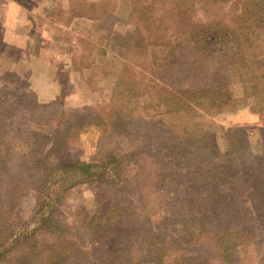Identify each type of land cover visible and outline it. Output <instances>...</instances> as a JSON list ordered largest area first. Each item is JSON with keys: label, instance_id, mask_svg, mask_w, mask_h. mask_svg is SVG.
Wrapping results in <instances>:
<instances>
[{"label": "trees", "instance_id": "trees-1", "mask_svg": "<svg viewBox=\"0 0 264 264\" xmlns=\"http://www.w3.org/2000/svg\"><path fill=\"white\" fill-rule=\"evenodd\" d=\"M70 1L67 18L55 16L66 27L77 18L102 20L104 14L107 16L102 10L114 8L115 13L117 9L113 0ZM127 3L136 30L133 39L123 40V48L134 53L136 60L122 66L109 103L82 109L86 113L81 115L77 109L58 111V106L62 108L58 101L39 102L33 91L12 103L8 99L10 91L0 88V186H8L11 202L15 195L28 192L34 184L41 216L38 227L31 233L6 234L4 231L10 227L0 223V264H237L235 257L257 238L254 219L256 222L262 219L257 207L264 205V149L261 157L253 155L241 129L233 130L228 140L231 151L228 155L237 154L242 162L239 174L221 172L212 166V161L221 156L216 155L215 147L198 129L185 128L178 133L183 137L175 138L180 142L175 147V166L173 162L160 161L159 157L174 147L163 145L159 156L154 155L152 164L159 167L155 190L164 198L176 200L163 217V227L155 232L150 228L134 231L130 227L136 217L135 208L123 195L131 183L142 185L140 180H146L142 167L132 178L125 174L122 161L135 154H126L125 158L121 155L118 161L117 155L111 153L88 163H67L63 159L62 155L72 148L75 132L83 127L108 126L113 133L128 139L143 135L146 130L143 126L135 127L132 117L150 88L156 89L167 115L181 112L188 115L195 108L211 115L220 112L223 102H232L230 88L224 97L228 85L215 87L206 83L208 78L201 77L202 68L208 65L201 60L213 55L225 59L229 52L228 63L239 65L249 43L246 29L236 32L228 29L224 20L196 18L197 8L205 12L228 6L235 23L245 26L249 21L259 20L264 24V0H127ZM117 21L115 18L114 22ZM178 39L191 45V62L155 70L141 61L151 47L168 46ZM211 39L217 40L219 49H212ZM231 52L233 57L229 58ZM256 65L260 73H256L245 92L258 100L259 114L264 117V59H257ZM74 66L81 71L75 61ZM211 91L214 96L209 97ZM19 113L29 118L27 123L16 125L13 118ZM27 126H31L29 134L25 133L31 143L17 139ZM43 128H52L54 137L44 134ZM233 138L238 142L234 143ZM16 148L27 150L17 155ZM86 181L105 185L111 193L98 195L92 209L84 210L77 227L56 220L54 208L62 193ZM143 185L147 186L146 182ZM242 191L247 202L253 204V213L242 209ZM157 213L152 212L143 221L150 227V217Z\"/></svg>", "mask_w": 264, "mask_h": 264}, {"label": "rangeland", "instance_id": "rangeland-1", "mask_svg": "<svg viewBox=\"0 0 264 264\" xmlns=\"http://www.w3.org/2000/svg\"><path fill=\"white\" fill-rule=\"evenodd\" d=\"M3 1L9 2L15 0ZM16 1L30 9L34 7L36 0ZM88 1L98 2L100 0ZM113 1L117 8L115 13H112V9L114 8L102 10L107 13V16L104 14L102 20H93L94 24H87L86 30L88 32L85 30L84 32L90 34L92 38H79V41H76V36L59 28H55L54 32L50 35L52 39L49 37L47 39L44 36L42 55L48 57L47 51H53L61 55L59 57L65 60H55L56 66L62 65L64 61L69 59L73 66L72 68L81 80L80 82L86 86V91L89 94H93L97 99L101 95L98 102L86 106H74L73 102H77L76 99L67 100L66 97H60L52 101L61 103L62 108L58 106V111L77 109L80 110V114H85L86 112L82 109L109 103L116 88L118 75L123 68L122 66L125 63L135 62L136 57L134 53L123 48V40L133 39L136 30V26L132 22L133 19H130V5L127 3V0ZM50 2L53 1L50 0ZM54 2V6L52 8L49 7L48 14H51L54 18L56 14H61L63 19L67 18V11L70 9L71 1L54 0ZM197 10L195 14L196 18L199 17L203 20H224L226 27L236 32L246 29L249 43L243 53L244 58L239 65L228 63L227 57L229 52L226 53L227 57L225 59H222L219 55H213L205 59V61L204 59L201 60L202 63L208 64L202 68L203 74L201 77L205 76V78H208V81L205 82L213 84L215 87H218L220 84L228 85V87L224 88V97L227 96V89L230 88L232 102H223V106L219 108L220 112H217L219 111L217 110L211 115H207L198 108H195L188 115L184 112L167 115L165 113L166 106L159 102L156 89L150 88L140 99L139 107L135 109L136 111L132 117V123L135 127L143 126V129L146 130L143 135L139 136L137 134V136L128 139L113 133L107 125V127H83L82 130L75 132L72 148L62 155L67 163H88L92 159L102 160L110 153L117 155V161L121 155L124 158L126 154L136 155L130 158L126 157L122 161V165L126 167L125 174L132 178L136 175L137 170L142 167L146 179L140 180L142 185H138L140 184L138 182L131 183L127 188V193L123 195V198L127 199L128 204H131L135 208L136 217L130 225L134 231L142 228L147 230L152 229L154 232L157 231L163 227V217L167 216L168 209L174 207L176 201L174 197H165V199L161 193L155 190L156 186L154 183L157 175L155 173L159 167H155L152 164V159H154V155L159 156L163 145L174 147L170 152L163 151L159 157L160 161L173 162V166H175L177 164L175 147H179L178 145L180 144L175 138L177 135H180L182 138L183 135L178 133L185 128H189L190 130L198 129L206 136L210 146L215 147L216 155L218 157L221 156L212 161V166L220 168L221 172L239 174L242 168V162L237 154L228 155L231 153L228 140L233 130L241 129L245 132L250 151L253 155L261 157L264 149V117L259 114L258 100L248 96L245 92V88L253 83L256 73H260V71L257 72L256 60L264 59V24H260L259 20L254 22L249 21L245 26L235 23L228 6L223 7L220 11L210 9L204 12L199 8ZM115 18L118 19L117 22H114ZM56 23L58 22L56 21ZM36 29V35H39L38 40H41L40 34L46 28L41 24ZM1 40L2 27L0 26V88L8 89L10 91L8 99L12 103H15L21 95L29 91L32 92L29 86L30 72L24 69L19 74L14 75V73L12 74L8 71V69L14 67L10 59L16 58V55L19 53L14 50L5 49ZM210 46H212V49L220 48L217 46V40L214 39H211ZM191 49L192 47L187 41L178 39L168 46L151 47L146 59L141 61L148 63L155 70H168L184 62H191ZM230 57H233V52H231ZM224 60L226 61L225 65L222 64ZM74 61L82 72L75 68ZM23 67L21 68L23 69ZM27 68L30 70L34 69V64L27 65ZM149 79L152 78L149 77ZM212 96L214 94L211 91L209 97ZM39 102L41 101L39 100ZM53 112L56 113V109ZM162 112L163 114H161ZM13 120L16 122V125H21L22 122L27 123L29 118H25L24 113H19ZM7 124L10 127L9 121ZM28 127H25L24 133L17 137L18 140H22L24 143L32 142L28 135H26L30 131ZM42 130L44 134L50 135L52 138L54 137L52 128H43ZM236 141L237 139L233 138V142L236 143ZM24 150L27 149L21 150L16 148L15 151L17 155H23ZM119 169L123 170V167L119 166ZM145 182L147 186L143 185ZM8 193V186L6 185L5 188L1 185L0 223H7L10 227L4 233H31L34 228L38 227L41 219L36 187L32 184L28 192L20 196L15 195L11 202L8 201ZM110 193L111 189L105 185L87 181L79 184L62 193V197L55 204V219L64 222L65 225L77 227L85 214L84 210L89 211L92 209L96 197L100 194ZM242 193L244 195L240 196L242 209H247L249 213H253V204L247 202L246 193L243 191ZM43 202L44 200H42L41 205ZM177 206L180 207L181 205ZM257 208L260 217H262L261 222L260 220L256 222L254 219L257 238L255 242L252 241V244L248 242L241 251V254L235 257L237 264H264V205H258ZM152 212L158 213L150 217L151 225L149 227L143 220L151 215ZM188 218H191V216ZM218 264L221 263L218 262Z\"/></svg>", "mask_w": 264, "mask_h": 264}, {"label": "crops", "instance_id": "crops-1", "mask_svg": "<svg viewBox=\"0 0 264 264\" xmlns=\"http://www.w3.org/2000/svg\"><path fill=\"white\" fill-rule=\"evenodd\" d=\"M52 1L36 0L34 7L29 9L16 0L9 2L0 0L2 44L5 49L14 50L19 53L16 55V58L10 59L14 67L8 69V71L17 75L20 71L27 69L31 77L29 80L30 89L43 103H49L60 97H66L67 100H77V102H73L74 106L92 105L98 102L101 95L97 99L93 94H89L86 91V86L80 82L81 80L72 68L73 66L69 59L64 61L62 65L56 66L55 60H65L59 57L61 55L53 51H47L48 57L43 56L42 41L44 36L47 39L48 37L52 39L50 35L54 32L55 28L73 34L76 36V41H79V38H92L84 30L88 32L86 30L87 24H94V21L77 18L69 27L58 24L54 16L48 14L49 7L52 8L55 4L54 0ZM41 24L46 29L40 34L41 40H38L39 35H36V27ZM30 64H34V69L30 70L27 68V65ZM22 66H24L23 69L21 68ZM70 91L72 92L69 94Z\"/></svg>", "mask_w": 264, "mask_h": 264}]
</instances>
